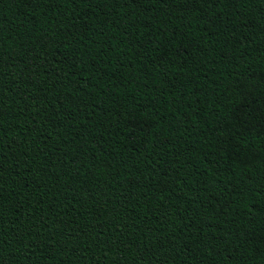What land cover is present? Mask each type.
<instances>
[{"label": "trees", "instance_id": "1", "mask_svg": "<svg viewBox=\"0 0 264 264\" xmlns=\"http://www.w3.org/2000/svg\"><path fill=\"white\" fill-rule=\"evenodd\" d=\"M0 264H264V0H0Z\"/></svg>", "mask_w": 264, "mask_h": 264}, {"label": "snow or ice", "instance_id": "2", "mask_svg": "<svg viewBox=\"0 0 264 264\" xmlns=\"http://www.w3.org/2000/svg\"><path fill=\"white\" fill-rule=\"evenodd\" d=\"M232 133L231 132H229V135H231ZM238 135H240V134H238Z\"/></svg>", "mask_w": 264, "mask_h": 264}]
</instances>
